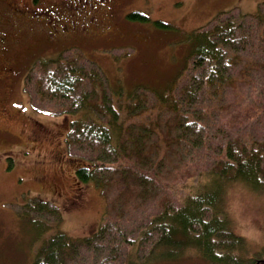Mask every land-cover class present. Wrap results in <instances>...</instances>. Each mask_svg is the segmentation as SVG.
<instances>
[{"label":"trees","instance_id":"16d2710c","mask_svg":"<svg viewBox=\"0 0 264 264\" xmlns=\"http://www.w3.org/2000/svg\"><path fill=\"white\" fill-rule=\"evenodd\" d=\"M187 40L184 65L164 87L123 93L79 49L25 74L36 108L77 114L65 138L79 160L75 175L105 199L93 232L54 231L32 264H126L132 251L140 262L188 247L211 264H264L261 255L238 256L243 237L220 204L228 182L264 183V0L254 13L219 11ZM47 201L25 203L22 215L60 219L52 202L45 212Z\"/></svg>","mask_w":264,"mask_h":264},{"label":"rangeland","instance_id":"374dc122","mask_svg":"<svg viewBox=\"0 0 264 264\" xmlns=\"http://www.w3.org/2000/svg\"><path fill=\"white\" fill-rule=\"evenodd\" d=\"M260 1L111 0L104 17H77L74 24L64 20L63 34L56 40L36 43L39 37H47L40 29L32 38L34 46L17 45L20 47L12 53L0 51V264H32L43 237L56 230L76 237L88 235L99 226L105 210L99 187L76 178L79 160L65 143L69 122L77 114L36 108L25 87V74L42 59L80 50L96 61L123 93L138 84L164 87L184 65L187 37L193 29L221 10L254 13ZM130 11L146 13L149 19L127 18ZM12 16L10 13L5 20L11 21ZM156 19L170 25L155 24ZM220 197L230 228L243 237L238 256L261 255L264 259V183L259 187L228 182ZM35 199L48 200L46 207L41 203L45 212L51 202L56 205L60 219L49 212L34 214L38 220L24 217V204ZM141 261L132 251L126 264H211L193 247Z\"/></svg>","mask_w":264,"mask_h":264},{"label":"flooded vegetation","instance_id":"af4514ba","mask_svg":"<svg viewBox=\"0 0 264 264\" xmlns=\"http://www.w3.org/2000/svg\"><path fill=\"white\" fill-rule=\"evenodd\" d=\"M22 1L0 0V51L2 52H15V48L20 47L17 45L31 46L36 41L41 44L51 42L52 39L56 40L63 34L62 27L66 23L64 20L74 24L77 17L84 20L95 19L96 14L104 17L111 6V0H60L58 3L49 0L50 5L46 4L48 0ZM64 2L70 4L73 11H69ZM10 13L13 15L12 20H5ZM40 29L46 31L47 37L43 39L39 37L33 43L32 38L36 33L39 34Z\"/></svg>","mask_w":264,"mask_h":264},{"label":"bare ground","instance_id":"6f19581e","mask_svg":"<svg viewBox=\"0 0 264 264\" xmlns=\"http://www.w3.org/2000/svg\"><path fill=\"white\" fill-rule=\"evenodd\" d=\"M39 245V244H38ZM239 258V257H238Z\"/></svg>","mask_w":264,"mask_h":264}]
</instances>
